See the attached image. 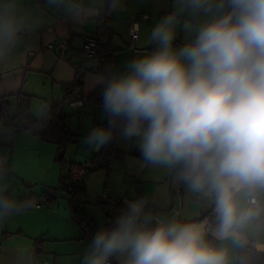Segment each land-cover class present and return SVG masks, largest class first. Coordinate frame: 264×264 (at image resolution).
Wrapping results in <instances>:
<instances>
[{
    "label": "clouds",
    "instance_id": "obj_1",
    "mask_svg": "<svg viewBox=\"0 0 264 264\" xmlns=\"http://www.w3.org/2000/svg\"><path fill=\"white\" fill-rule=\"evenodd\" d=\"M120 3L107 0L112 10ZM45 5L88 19L105 0ZM41 22L27 0H0V63ZM178 29L186 42L175 46ZM143 43L156 47L124 72L89 73L93 86H103L110 119L85 142L104 146L119 126L123 139L139 142L148 165L172 170L213 215L159 218L145 199L131 201L112 227L94 234L79 264H254L264 246V0H175ZM6 175L0 173L3 219L27 207L11 195Z\"/></svg>",
    "mask_w": 264,
    "mask_h": 264
},
{
    "label": "crops",
    "instance_id": "obj_2",
    "mask_svg": "<svg viewBox=\"0 0 264 264\" xmlns=\"http://www.w3.org/2000/svg\"><path fill=\"white\" fill-rule=\"evenodd\" d=\"M90 2L92 0H83L85 4ZM95 2L99 4L101 0ZM174 2L121 0L120 7L112 10L105 0V6L98 15L78 19L62 8H47L45 0H27L28 5L41 16L42 22L37 31L24 35L18 49L6 62L0 63V111L6 106L10 110L15 106L16 110V95L19 92L33 96L30 110L35 118L42 115L46 105L62 101V85L73 83L76 78V65L81 62L77 55L83 38H97L100 17L103 10L108 8L111 16L106 25L113 49L114 69L115 73L124 72L132 59L155 49L154 43L144 44L143 39L162 17L174 10ZM132 14L148 15L139 21L134 46L130 45L128 31V19ZM65 37L70 38L71 48L64 55L43 49L48 43ZM185 42L186 34L178 29L174 45ZM89 73L92 72H86L84 76L83 96L99 86L90 83ZM76 98L82 99V106L75 107L69 102L66 113L69 117L73 112L79 114L76 118L72 116L68 122L69 130L78 135L77 141L66 147L60 163L56 161L55 144L44 142L27 130H16L11 127L12 124L0 119V125H5L0 127V152L7 158L8 169L4 179L10 182L14 199L26 201L40 196L44 185L58 188L61 181L67 178L73 163L84 161L97 152L95 146L85 142V138L109 116L103 106L86 102L79 92ZM119 133L120 129L115 132L114 146L120 156L110 158L108 168H99L86 175L84 191L78 195L83 215L102 229L112 227L129 202L142 198L148 202L152 215L159 218L176 217L185 222L198 220L211 209L206 202L195 200L185 185H182L178 196H173L169 185L173 171L148 165L143 159L139 142L135 139L125 140ZM7 146L9 148L5 153ZM30 148L37 151L39 164L45 162L43 170L39 167L37 171H32L35 168L26 165L22 151ZM18 182L24 184V189L17 185ZM109 203L118 205L111 208ZM90 242L70 219V207L65 193L60 189L47 199L44 207H26L7 219L0 218V264H22L21 255L25 258L23 264H79L80 254Z\"/></svg>",
    "mask_w": 264,
    "mask_h": 264
},
{
    "label": "trees",
    "instance_id": "obj_3",
    "mask_svg": "<svg viewBox=\"0 0 264 264\" xmlns=\"http://www.w3.org/2000/svg\"><path fill=\"white\" fill-rule=\"evenodd\" d=\"M98 29L99 30L97 36V54L89 60L81 59V62L76 65V78L74 82L62 85V101L53 102L46 105L42 112V115L39 118H35L30 110L31 100L33 96L24 92H19L16 95V113L14 116H12V118L10 117L11 120L16 121V123L14 124L15 129L27 130L29 133L37 136L42 141L55 144L57 146L56 160L61 161L63 159V154L66 147L69 144H72L77 141L78 135L72 133L69 130V115L66 113V105L76 98L77 92H79V94L86 102H89L96 106H102V85L96 87L88 95H82L81 92L85 73L106 72L108 75L115 73L114 64L112 60L113 49L110 47V33L108 26L103 20V16L100 17ZM119 123L122 124V121H120ZM119 129V126L113 129L112 141L104 146H101L97 153L103 154L111 159L120 156V153L116 150L114 146V135L115 132ZM64 182L65 180L61 181V184L59 186L60 188H64ZM169 185L173 196H178L183 184L179 183L176 180L173 172L169 180ZM82 191H84V184ZM82 191H79L77 195L82 193ZM77 200H79L78 196ZM212 215L213 211L211 208L209 211L204 213L198 220L210 219ZM258 253L259 258L254 261V264H264V248H260L258 246Z\"/></svg>",
    "mask_w": 264,
    "mask_h": 264
},
{
    "label": "built area",
    "instance_id": "obj_4",
    "mask_svg": "<svg viewBox=\"0 0 264 264\" xmlns=\"http://www.w3.org/2000/svg\"><path fill=\"white\" fill-rule=\"evenodd\" d=\"M103 20L105 23H108V20L111 16L110 9L103 10ZM148 15L142 14H132L128 19V31L130 37V45L134 46V41L136 40L139 32V21L145 19ZM71 48L70 38L65 37L59 39L55 42L48 43L43 47L45 50L57 51L58 53L64 55ZM98 51V40L94 36H85L83 38V44L77 55L80 59L89 60L93 58ZM83 101L81 98H76L70 101V105L75 107L82 106ZM109 119L101 124H98L96 127H109ZM111 159L103 154L95 153L91 157L85 159L84 161L73 163L70 166L69 174L64 182V188H56L48 185L43 186V193L40 196L32 197L26 199L27 208H40L46 205L48 198L53 197L58 189L62 190L71 206V217L72 220L78 225L82 230L83 235L90 240H92L94 234L99 231L101 228L88 216L82 214V204L77 200V194L79 191H82L83 184L88 172L99 169V168H108L110 165ZM7 166L5 163L0 161V172H7ZM111 208H115L116 203H109ZM113 264H116L113 261Z\"/></svg>",
    "mask_w": 264,
    "mask_h": 264
},
{
    "label": "rangeland",
    "instance_id": "obj_5",
    "mask_svg": "<svg viewBox=\"0 0 264 264\" xmlns=\"http://www.w3.org/2000/svg\"><path fill=\"white\" fill-rule=\"evenodd\" d=\"M12 111L14 112V114H15V112H16V110H15V106L10 110V108L9 107H5L2 111H0V119L2 120V122H5L6 124H12V126L11 127H13V128H15L14 127V123H15V121H13V120H11L10 119V117L12 116L11 114H10V112L12 113ZM13 114V113H12ZM78 115L79 114H77V113H75V112H73V113H70V117H69V119L72 117V116H74L75 118L76 117H78ZM12 118V117H11ZM13 122V123H12ZM3 127V126H5V125H0V127ZM10 126V125H9ZM10 128V127H9ZM1 147H2V145L0 144V149H1ZM8 148H9V146H7L6 148H4V151H5V153L8 151ZM65 152V151H64ZM37 156H38V154H37V151H35V150H31V148L30 149H28V150H26V149H24L23 151H22V158L25 160V163H26V165H28L29 167H32V168H35L34 170H32V171H37V169L40 167V169L41 170H43V168H42V166L43 165H45V162L44 161H42L41 159H40V162H41V164H39V161L37 160ZM0 160H4L5 162V164H6V160H7V158H5V156H4V154L2 153V152H0ZM27 160L28 161H30V162H27ZM58 163H60V160H56ZM43 163V164H42ZM23 171H29V170H25V169H23ZM0 173H5V172H0ZM25 183L27 184V182L25 181ZM19 187H23V189H24V184H22V183H19L18 182V184H17ZM27 188V187H26ZM66 196V195H65ZM78 196V195H77ZM66 201H67V203H68V205H69V207H70V219L72 220V217H71V206H70V203H69V201H68V199H67V197H66ZM109 207H110V205H109ZM73 221V220H72ZM74 222V221H73ZM75 223V222H74ZM76 224V223H75ZM76 226L78 227V225L76 224ZM79 228V227H78ZM80 229V228H79ZM81 230V229H80ZM81 232H82V230H81ZM83 233V232H82Z\"/></svg>",
    "mask_w": 264,
    "mask_h": 264
},
{
    "label": "water",
    "instance_id": "obj_6",
    "mask_svg": "<svg viewBox=\"0 0 264 264\" xmlns=\"http://www.w3.org/2000/svg\"><path fill=\"white\" fill-rule=\"evenodd\" d=\"M100 147H95V150L98 151ZM261 248H264V247H261Z\"/></svg>",
    "mask_w": 264,
    "mask_h": 264
}]
</instances>
